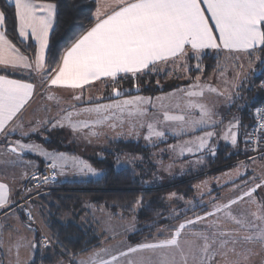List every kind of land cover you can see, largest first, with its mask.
Instances as JSON below:
<instances>
[{"label":"snow or ice","instance_id":"obj_1","mask_svg":"<svg viewBox=\"0 0 264 264\" xmlns=\"http://www.w3.org/2000/svg\"><path fill=\"white\" fill-rule=\"evenodd\" d=\"M9 9L21 42L29 39L34 42L31 56L22 53L7 36ZM58 15L57 0H3L0 6V73H3L0 74V136L5 137V144L11 145L5 154L10 152L15 156L3 163L22 165L21 157L26 152L44 156L53 174L33 173L34 188L55 182L57 173L69 167L93 176L102 175L79 158L48 152L34 143L7 139L17 133L23 137L29 135V131L23 130L21 117L36 92L37 85L29 82L36 76L40 77L41 87L67 90L73 100L85 103V91L96 82L107 86L129 79L139 92L141 79L153 75L171 77L180 69L177 78H186L189 83L177 86L171 93L156 97L132 96L131 90L122 91L113 86L108 97L89 96L88 106L69 105L71 110L62 109L64 114L52 126L63 127L67 123L74 132L80 133L88 129L84 133L88 137H99L107 131L115 136L136 137L146 129L143 138L153 146L156 141L163 142L168 131L174 135L201 132L181 145L170 146L180 155L207 152L215 156L217 138L230 142L233 147L238 145L240 120L233 117L225 124V117L216 111L215 104L205 102L208 94H215L235 106L237 93L202 82L203 62L212 53L217 58L227 54L232 62L233 80L227 79V66L220 70V77L225 85L233 88L243 73L245 61L249 67L254 60L264 64V0H112L110 4L102 3L92 17L91 26L55 59H50ZM191 71L199 75L192 76ZM18 72L26 73L29 79L12 78ZM156 83L159 85L160 81L157 79ZM47 98L56 99V96L50 93ZM73 117L83 118L74 120ZM37 123L46 125L48 121ZM218 128L220 131H216ZM37 130V127L30 129ZM257 132L259 136L253 140ZM244 137L246 151L252 145V150L264 152V126H254ZM136 159L142 158H118L116 164L131 166ZM242 167V164L237 166L235 176L244 175L240 171ZM228 175L231 177L233 173ZM231 182L235 195L226 201L212 197L211 206L205 204L203 214L188 216L187 210L173 211L165 219L176 222L158 228L151 238L135 244L122 242L115 250L93 249L78 260L73 259L71 264H264V176L244 180L242 185L235 180ZM201 186H206V182L196 186L197 190ZM9 192V185L0 182V216L3 217H15V208L22 206L10 200ZM31 192V188L21 190L24 202H28ZM173 198L183 199L176 193L170 194L169 199ZM141 203L142 198L137 199L132 210ZM26 216L34 222L31 212ZM24 228L30 236L17 230L9 232L5 239L4 226L0 224V249L6 255L15 253L9 264H36L37 250L53 244V240L44 236L37 243V230L31 223ZM21 248L28 251L23 261ZM0 264L4 261L0 260ZM58 264L64 262L58 261Z\"/></svg>","mask_w":264,"mask_h":264},{"label":"trees","instance_id":"obj_2","mask_svg":"<svg viewBox=\"0 0 264 264\" xmlns=\"http://www.w3.org/2000/svg\"><path fill=\"white\" fill-rule=\"evenodd\" d=\"M57 2L59 6L58 25L51 38L50 59H55L64 48H67L76 37L91 26L92 17L97 9V0H57ZM0 6H3V0H0ZM6 27L8 38L17 45L22 53L31 56L34 42L32 40H28L26 43L21 42L16 32V23L11 15V9H9ZM190 63L194 64L195 61ZM203 63L205 65L203 75L207 76L219 65L220 60L216 54H211L204 59ZM259 68L261 73L256 75L253 81L255 84H260L264 80V64ZM191 72L194 76L199 74L195 71ZM16 76L25 78V75L20 73ZM161 76L153 75L141 79L139 92L135 91L133 87L134 81L129 79L122 81L128 83L125 86L128 89L133 88L130 89L129 94L162 92L181 83L175 80L161 82L157 85L156 80H159ZM161 86L163 90H161ZM251 88L249 90L251 99L254 97L252 101L257 105L264 100L263 88ZM245 114L251 116L250 112H245ZM61 134L48 139L38 137L33 139L41 141L51 149L76 153L77 151L61 145ZM116 147L132 154H141L146 149L141 143L134 141H117ZM26 156L32 159L37 158L32 154H26ZM236 158L237 156L226 158L222 163H228ZM87 159L93 167L101 170L102 175L99 178L55 182L50 191L40 194L34 200V207L48 229L51 239L54 242L59 241V244L56 243L57 248L51 246L47 248L46 252L39 250L35 257L36 264H48L56 259L64 258V256L67 258L71 254L83 253L96 244V238L89 236L90 228L93 227V219L80 217V212L86 211L87 214L90 212L87 211V204L104 208L111 212L114 217L120 219H125L136 213L139 229L131 235L134 243L140 242L146 237L151 238L156 234L158 228H162L166 224L175 223V220L165 219L173 211L187 210L188 216H193L195 213L203 214L205 211V203L195 201L189 204V201H186L191 198L194 191L193 179L171 186L162 184L164 186L156 187L155 184H147L130 166L118 168L108 157H87ZM222 163L220 162V164ZM217 164L219 165V163ZM172 192L183 197V199L168 200V195ZM140 198H142L141 205L133 211V206ZM193 204L196 205L194 209L191 208ZM77 211L80 212L77 213ZM26 223L30 222L26 220ZM37 243L39 242L37 241Z\"/></svg>","mask_w":264,"mask_h":264},{"label":"crops","instance_id":"obj_3","mask_svg":"<svg viewBox=\"0 0 264 264\" xmlns=\"http://www.w3.org/2000/svg\"><path fill=\"white\" fill-rule=\"evenodd\" d=\"M112 2V0H97V8L102 4H110ZM31 40V39H29ZM215 54V53H212ZM227 56V54H225ZM220 57L222 56V54L219 55ZM224 61H227V59H225ZM176 73L173 72V74ZM227 79L228 81H232L233 80V71H228L227 72ZM2 74V73H0ZM19 74V72L17 73ZM21 74V73H20ZM178 77V76H176ZM12 78L15 79H26L28 80L29 77L25 76V78H21L19 76H12ZM174 78V76L169 77V81ZM207 77L201 76V81L202 82H206V83H210L213 86L219 88L220 90H224L226 87L228 88V92L232 93H246L248 98L247 101L237 98L236 96H234L235 99V106H230L229 102L227 99L222 98V97H217L215 94H208L206 97V103L211 104H215L216 107V111L220 114V116L225 117L224 123L227 124L229 120H232L233 117H236L240 120L241 123V127L239 129V136H240V142L238 143L237 146L233 147L231 145L230 142L228 141H224L223 139L217 138L215 140V145H216V155L212 156L211 154L207 153V152H203V153H196L194 154L195 158H194V163L196 164V168H191L189 170H186L185 172L187 173H192V171L196 172L195 177H197L198 175H205L208 174L207 177L211 183L210 184H206L207 188L210 186L214 187L215 183H220L222 181V184L218 185L220 186V188L226 186L228 189H232L233 188V184L232 181L233 178L232 177H236L235 179V183L237 184V180H246V179H250L251 178V174L253 172H258L260 173L261 176H264V155L260 156V157H248L249 155V151L245 150V144L243 143V139L244 137V133L248 132L249 127L251 126L252 122H253V114H254V109H255V104L251 99V93H249V90H246L244 92H241L243 90V88H245V84L247 83L248 79L246 80V76H242L241 78H239L238 81H236V87L233 88L230 85H225L222 82V79L220 77V74L218 75V78H213L210 77V79H205ZM176 79V78H174ZM160 83H164L167 82L165 81L164 77H161L159 79ZM29 82H34L37 85L36 88V92L33 95V98L30 102V104L27 106V108L24 110V112L22 113V122H23V130L25 131H29V135L27 137H23L21 135H19L18 133L15 135H11L9 137H7V139L9 141H17L20 140L23 143H34L37 144L39 146H41L43 149L47 150L48 152H62L67 154L70 157H76L80 156L81 158H83L85 161H87L89 163V160L87 159V157H100L99 153L96 152V150H100V149H104L107 146H114L116 147V142L117 141H134V142H139L128 138V137H123V135H120L118 137H113L112 136V132L111 131H107V136H105V134L100 135L99 137H97V142L95 143L93 142V144H83V142L81 143L80 146L75 145L73 147H70V149H73L75 151H77L76 153H68L67 151L64 150H58V149H51L46 147L41 141L37 140V139H33L36 135H40L41 133H44L45 136L48 135H54V134H58L60 131V133H66L68 131L74 132L67 123L64 124L63 127L60 126H56L53 127V123L55 122V119L60 117L61 115H63L64 113L61 111L62 109H68L71 110V108H69V105H74L76 108H83L87 105V100L89 98V96L91 97H99V96H103V97H108L111 95L112 93V87H117L120 90H128L127 87L125 86H119V85H104L101 84L100 82H96L94 85H92L91 87L88 88L87 91H85L84 96H83V101H85V103H81L78 101H75L71 98V93L67 90H61V89H56V88H51L49 89L46 85L44 87H41V80L40 77L36 76L33 77ZM188 82H182L180 84H178L177 86L183 87L186 86ZM177 86L168 89L166 91H162V92H157V93H134V94H130L132 96L135 95H141V96H145V97H156V96H161L164 93H171L173 91L174 88H176ZM50 93H54L56 96V99H48V94ZM244 94H242V97L245 96ZM253 95V94H252ZM124 97H121V99ZM105 103L109 102L107 100L103 101ZM251 105H253V107L251 108ZM252 109V110H251ZM246 113H251V116H247ZM83 117H73V119H82ZM48 121V123L45 125L43 123H40L38 125L37 122H45ZM32 127H37L38 130L35 132H31L30 129ZM86 131H88V129H85ZM216 131H220V129H216ZM170 133H172L171 131H168ZM77 133V132H75ZM202 134L201 132L197 131L196 133H188V134H182V135H172L170 137V141L168 142L170 144H168V146L170 147L171 145H176L179 140L181 139H186V138H194V136L196 135H200ZM115 136V135H114ZM5 137L4 136H0V182L2 183H7L9 185L10 188V192H9V198L12 201H19L18 199V194H17V189L22 188L24 183L26 182V180L35 172L39 171L42 169V167H44L45 163L49 162L44 156L42 155H38L35 153H30V152H26L21 159L24 161V163L22 165H18V166H10V165H6L5 163H3L5 160H11V159H15V156L12 153H7L5 154V149L8 148L10 145L9 144H5L4 143ZM97 144V145H96ZM67 148V147H66ZM83 150H82V149ZM96 149L93 150L92 153H90L89 149ZM248 148V146H247ZM81 150V151H80ZM105 152H107L106 150H104ZM12 154V155H10ZM26 154H32L34 156H36L37 158L32 159L26 156ZM241 155V156H240ZM237 156L236 159H234L233 161H230L228 163L223 164L222 162L224 161V159L229 158V157H234ZM186 158V157H183ZM199 161V162H197ZM215 162V163H214ZM220 162L222 164H220ZM214 164V166H211V164ZM219 163V165L217 164ZM238 164H244L240 171L242 173H244V175L241 176H235V172L234 170L237 168ZM1 165H3V168H1ZM32 165H35V167H33ZM229 165V166H228ZM95 168V167H94ZM72 168H65L62 172H58V177H59V181L60 182H66V181H74L77 180V176H73L69 171ZM97 169V168H95ZM99 170V169H98ZM101 171V170H100ZM214 171L216 172L215 174H213L210 177V173ZM229 173H233V175L230 177L228 174ZM101 175L97 176V177H93V178H99ZM247 177V178H246ZM82 179V178H81ZM92 179V178H91ZM232 179V180H231ZM204 187V186H203ZM201 187V188H203ZM202 195H204L202 193ZM39 196V195H38ZM36 196L33 200H32V205H34V200L38 197ZM36 210V209H35ZM88 212V217L90 219H93V227L90 228L91 229V233L89 234V236H94V238H96V244H94L93 246H91L86 252H89L93 249H98L99 245L103 242H111L112 239H114V241H118L119 239H124L125 236H121L118 237L117 235H113L112 232L110 231V229H113L114 225H113V221H109L110 223L105 224L104 221L102 222H98L95 218H97L98 215H101L102 217H105L102 208H98L96 206L93 207H88L87 208ZM91 214V215H90ZM25 213H23L22 209L16 208L15 209V217H3L0 216V224H2L4 226V230H5V239H7V234L9 232H13L15 233V231H19L21 233H23L25 236H30L31 234L27 232V230L24 228V225L27 224L26 220H25ZM81 217V216H80ZM117 218V217H116ZM120 219V218H118ZM84 222V221H83ZM33 228H35L36 231V239L37 241L39 240V230L37 229V227L32 226ZM106 229H109V231L107 232ZM121 245H118V243H114L110 246L111 249L115 250L119 247H121ZM42 251V252H46L47 248H43V249H38V251ZM37 252L34 254V259L37 255ZM85 254V253H84ZM83 255V253H82ZM81 255V256H82ZM28 257V251L27 249L21 248L20 249V259L26 260ZM15 258V253H12L10 255H6L5 252L0 249V260L4 261V264H9L10 260H14ZM63 258H59L56 259L54 262L52 263H48V264H58V261H62ZM64 264H71L69 261L66 260V262Z\"/></svg>","mask_w":264,"mask_h":264},{"label":"rangeland","instance_id":"obj_4","mask_svg":"<svg viewBox=\"0 0 264 264\" xmlns=\"http://www.w3.org/2000/svg\"><path fill=\"white\" fill-rule=\"evenodd\" d=\"M225 59H227V61H224ZM219 60H220L219 65L217 67H215L214 70L209 75H207V76L203 75L204 77L218 78V75L220 74V70L222 68H225L226 66H227L226 76L228 74L227 73L228 71H230V70L232 71V68H231L232 62L228 59V56H226L225 54H222L221 57L219 56ZM262 65L263 64H261L259 60H254L251 64V66L249 67L247 61H245V68L243 70V73L241 74V77L246 76L247 77L246 80L248 79V81L244 86L245 88H243V90L241 92H244L246 90H250V89H252L251 87H255V88L260 87V88H263L262 91H263V95H264V80L260 84H255L253 82L256 75L261 73V69L259 67ZM190 74L192 76H194V74H192V72H190ZM24 75L28 76L26 73H24ZM179 75H180V69H177L176 73L172 74V76H174V78H176V79L172 78L170 81L176 80V81H180L181 83L182 82H188V80L186 78H177L176 77ZM161 77H164L165 81L169 82V80H168L169 77L166 78L164 75H162ZM127 84L128 83H124L123 81H120L117 85L126 86ZM130 89H133V88H129L128 90H130ZM242 94H244V93H241V94L238 93L236 97L237 98L242 97ZM244 95L245 96H243V100L247 101L248 96L246 93ZM252 107H253V105H251V108ZM60 132H63V131H60ZM87 132L88 131L84 130V133H87ZM84 133H80V132L75 133V132H71V131H68L64 134L60 133L61 134V136H60L61 145L65 146L67 148H70V147L75 148L74 147L75 145L80 146L82 142H83V144H88V145L93 144V142H94V144L98 143L97 140H99V139H97V137H88ZM58 134L45 136L44 133H41L40 135H38V136L36 135L35 137L48 139L51 137L58 136ZM111 134L114 138L118 137V136H114L115 135L114 133H111ZM144 135H146V129H142L140 135L136 136V137H129V136L123 135V137H128V138H131L134 140L136 139L137 141H139V143H141L142 146L146 147L145 151H143V153H141V154H132L130 152H126L123 149H120V148H117L114 146H110V145L107 146L106 148H104V149L102 148L100 150H96L93 148L89 149V150H90V153H92L93 150H96V152L99 153L100 158H107V157L110 158L118 168L124 167V166H118L116 164V160L118 158L121 160H130L132 157L142 158V159L134 160L130 167L133 170H135L137 172L138 176L141 179L145 180V182L147 184H155L154 186H156V187H160L162 184L167 185V186H171L172 184L174 185V184H177V183L185 181V180L193 179L194 181L192 183H193L194 191L192 193L191 198L186 200L187 202L189 201V204H192L195 201H200V202L207 204L210 207L211 202H212V197H220L222 201H226L227 199H230L235 195V192L232 189H228L226 186H224L222 188H220V186H218V185L222 184V182H224V184H225V181H222L220 183L217 182V183H215L214 187L210 186V188L209 187L207 188V186H204V187L201 186L203 188L200 187L199 190H197L196 186L202 185V182H206V184H210L211 179L209 180L208 178H205V177H207L208 174L198 175L197 177H195L196 172H194V171H192V173L185 172L186 170H189L191 168H194V169L196 168V164L193 161L195 156L193 154H188V153H185L184 155H180L178 150L172 151L170 149V147L168 146V144H170V143H168V142H171L170 137L173 135V133L167 132L166 137L164 138L163 142L156 141L155 146H153L152 143L146 141L143 138ZM105 136H107V134H105ZM190 139H193V138H186V139L183 138V139L179 140V142L176 145H181L185 141L190 140ZM104 150H106L107 152H105ZM10 155H12V154H10ZM77 157L81 160H84L80 156H77ZM183 157H186V158H183ZM89 164H91V163L89 162ZM238 165H241V164H238ZM211 166H214V164L212 163ZM1 168H3V165H1ZM96 170H97V172L102 173L100 170H98V169H96ZM69 172L73 176H77L76 177L77 180H88V179H91L93 177H97V176H93L91 174L81 173L78 169H74V168H72ZM215 173L216 172L212 171L210 173V177ZM250 176H251V178L249 180H251L253 177H256V178L261 177L260 173H258L257 171L253 172ZM232 178H233V180H236L235 179L236 177H232ZM246 180H248V179H246ZM58 181H59V177H58L57 182ZM243 181H244V179L237 180V184L242 185ZM164 185H162V186H164ZM52 186H53V183L50 185L47 184V191H44L43 193L50 191L52 189ZM18 190H19V188L17 189V191ZM209 190H210V195L208 194ZM202 193L204 195H202ZM169 197H170V194L168 195V200H171V199H169ZM90 206L93 207L91 204H87V208ZM234 207H238V206H234ZM31 208L33 209V212L36 215L37 220H36V222H30V221L29 222L32 224V226L37 227V229L39 230V239L41 237L42 231H44L46 233V235H48L50 238L49 231L45 227V225L43 224L42 219H41L40 215L38 214V212L35 210L34 205H32V201H31ZM102 211H103L105 217L98 215L97 218L94 217V219H96L99 223L104 221V223L107 225H108V223H110L109 221H113L114 227H113V229H110V231H113L112 234L117 235L120 238H121V236H125V237H124V239H119L118 241H114V239H112L111 242L110 241L109 242L103 241L99 245L98 249L101 247L110 248V246L114 243H118V245H121L122 242L127 243V244H135L134 241L131 239V235L139 229L136 213L129 215L125 219H118V218L114 217L113 214L111 212H109L108 210L102 208ZM79 212L80 211H77V213H79ZM24 216L26 218L25 220H27V216L26 215H24ZM80 216L83 218L90 219L88 217V214L86 211L80 212ZM38 221L40 222L41 226L39 225ZM106 230H107V232L109 231V229H106ZM145 239H149V238L146 237ZM145 239H143L142 241H144ZM38 242H39V240H38ZM84 253H86V252H83V255H84ZM81 255H82V253L71 254L70 258L69 257L65 258V256H64L62 261L65 263L67 260L71 263L70 260H73V259L78 260L79 258H81Z\"/></svg>","mask_w":264,"mask_h":264},{"label":"built area","instance_id":"obj_5","mask_svg":"<svg viewBox=\"0 0 264 264\" xmlns=\"http://www.w3.org/2000/svg\"><path fill=\"white\" fill-rule=\"evenodd\" d=\"M259 110V111H258ZM256 125H260V126H264V100L259 102L256 106H255V109H254V114H253V122L251 124V126L249 127V130H248V133H251L252 132V129L254 126ZM259 136V132L256 133V135H254L252 137L253 140H256L257 137ZM248 151H249V155L248 157L252 158V157H260V156H263L264 155V152L262 151H259V150H252V145H248ZM50 162H47L44 166L43 169L35 172V174H37L38 176H44V175H49L51 176L53 174V170L52 168L49 166ZM33 175V174H32ZM32 175L26 180V182L24 183L23 187L20 188L17 192L18 194V199L21 203V207H18L19 209H22L23 212L26 213L27 212H31L32 215H33V220L34 222H36L37 218H36V215L34 214L33 212V209L31 208V201L38 195L42 194L44 191H47V184L50 185V184H54L55 182H57L58 180V174L56 175V180L55 182H49L47 184H41L39 186V188H34V184L36 183L34 180H32ZM24 188H31L32 189V192L30 193V196L28 198V202H24L21 198V190L24 189ZM16 209V208H15ZM39 222V221H38ZM39 225L41 226L40 222H39ZM42 229V228H41ZM40 229V230H41ZM43 230V229H42ZM41 236H44V237H47L49 238L48 235H46V233L44 231H42V234ZM51 239V237H50ZM52 240V239H51ZM52 247H55L57 248V244L53 241V244H52ZM58 249H60L58 247ZM70 258V257H69ZM72 262V260H70Z\"/></svg>","mask_w":264,"mask_h":264},{"label":"water","instance_id":"obj_6","mask_svg":"<svg viewBox=\"0 0 264 264\" xmlns=\"http://www.w3.org/2000/svg\"><path fill=\"white\" fill-rule=\"evenodd\" d=\"M9 147H11V145Z\"/></svg>","mask_w":264,"mask_h":264}]
</instances>
